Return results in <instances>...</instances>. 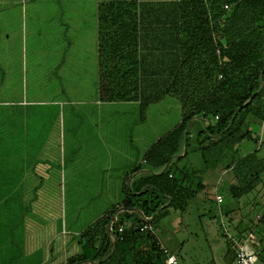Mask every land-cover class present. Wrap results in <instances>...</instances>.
<instances>
[{"label": "rangeland", "instance_id": "1", "mask_svg": "<svg viewBox=\"0 0 264 264\" xmlns=\"http://www.w3.org/2000/svg\"><path fill=\"white\" fill-rule=\"evenodd\" d=\"M48 2L25 4L26 18L22 14L17 20L19 13L14 16L20 27L13 20L10 28L17 34L12 37H1L6 33L0 27V51L1 47L6 51L0 60L8 63L0 84V105L10 103L8 110L15 111L13 122L24 150V156L18 158V173L0 177V264H62L81 254L87 231L119 208L133 170L140 167L142 171L136 173L149 168L157 172L168 166L183 185L197 192L184 210L169 208L167 216L154 224V233L170 244L182 264H232L240 237L250 238L254 250L264 258V224L260 221L264 172L247 195L232 198L228 193L248 173L245 156L254 153L264 160V119L252 123L249 138L233 149H223L215 166L202 158L196 144L202 125L194 120L187 141L181 143L183 158L172 157L169 165L155 169L144 162L146 153L181 122L179 102L166 93L167 76L146 75L140 81L139 103H105L101 111L99 103L85 102L90 101L89 95L84 97L87 89L82 86L86 84L65 81L62 74L51 76L46 68L54 62L44 60L37 47L45 44L37 33L46 27L37 25L29 14L48 8L57 16L59 3ZM144 10L153 11L142 8L141 13ZM161 12H144L143 27L153 32L167 28L168 23L160 22ZM165 32L167 39L173 35L172 29H161L159 35ZM61 41L56 37L52 48L62 50ZM155 45L156 51L151 52L156 58L151 60L160 64L155 69L175 67L174 43L156 41ZM0 67L3 69L1 62ZM10 168L12 172L15 167ZM214 192L222 196V203L213 200Z\"/></svg>", "mask_w": 264, "mask_h": 264}, {"label": "trees", "instance_id": "2", "mask_svg": "<svg viewBox=\"0 0 264 264\" xmlns=\"http://www.w3.org/2000/svg\"><path fill=\"white\" fill-rule=\"evenodd\" d=\"M143 3H160L151 9L162 11L164 18L160 22H168V27L177 30L182 47L179 64L171 69L166 89L180 104L181 122L149 149L144 162L159 169L169 165L172 157L183 158L178 157L181 143L187 141L190 123L197 120L202 128L196 144L204 162L215 166L223 149H233L249 138L252 123L264 119V0H132L99 4V73L105 102L138 99L137 48ZM243 159L248 161V173L230 186L232 198L253 191L264 172V162L254 153ZM168 167L157 172L149 168L129 189L124 188L119 207L123 214L112 225L114 240L108 226L117 210L87 231L81 254L62 264H166L154 224L167 216L169 208L184 210L187 201L197 194ZM236 167L235 164L231 170ZM138 171H142L140 167L132 173ZM143 218L152 220L145 222ZM260 221L264 224V215ZM145 224L152 230H142ZM120 226L123 230L117 233ZM244 241L240 237L238 243ZM258 255V264L259 260L264 264L263 254Z\"/></svg>", "mask_w": 264, "mask_h": 264}, {"label": "crops", "instance_id": "3", "mask_svg": "<svg viewBox=\"0 0 264 264\" xmlns=\"http://www.w3.org/2000/svg\"><path fill=\"white\" fill-rule=\"evenodd\" d=\"M29 1L39 6V4H41L42 2L49 3L48 1L50 0H0V27L3 28V31H5L4 33H6L4 34V36L2 33L1 37L9 38L12 37L13 34H17L14 33L15 31H12L10 27L14 25V21H13L15 20L14 16H17L18 13H19V17L17 16L18 17L17 20H21L22 14H24L26 18V8H24V6L25 4L27 5ZM52 1L53 0H51V2ZM55 1L59 3L60 6V10L57 16H54L53 15L54 12L48 8H45L44 11L39 9L38 10L39 12L35 11L34 13L32 12L33 10H31V14H29V16H31V18L35 20L34 22L37 25L42 23V25L46 27V28H42V32L40 33H37L38 26L34 28L35 32L39 37H44L42 42H45V44L42 45V48L40 46H37L39 43H37L36 45L40 50L43 51V59L44 60L45 58L51 59L52 62H54L52 67L46 68V71L48 73L50 72L51 76H54L56 75L54 73H57L55 78H58V76H61L62 74V76H64V80L70 83L82 82L83 85L86 84L85 86H82V88L87 89L86 90L87 92H85L84 94V97H88L89 95L90 101L85 100V102L87 103L89 102H91V104L99 103L100 107L103 106V104L105 103H115V102H105L103 100V96L100 88L101 80L99 73V41H98L99 24L97 18V8L98 5L103 2L132 1V0H54V2ZM153 5H155L156 7L159 6L160 3H149L147 5L143 3L141 4V7L143 6V8H148V10H150V7H152ZM144 12L145 15L155 13V11L149 13L148 11L145 10ZM143 13H141L140 15L141 22L139 26V43L137 48L138 68H139L138 99L136 101H133L132 103L140 102L139 101L140 81L145 80L144 77L146 75L153 77L155 74L162 73V75L167 76L166 80L169 81V76L172 68L167 67L161 70L155 69L156 65H160V64L158 62L154 63L151 60L156 58V56L151 52L152 50L156 51L158 47L155 45L156 41L158 43L162 41L167 43H172V42L174 43L173 49L176 52V56H175V60H177V63H175L176 66H178L179 64V59H180L179 57L182 53L181 41L178 39L179 35L177 33V30L167 26V28L162 27L159 28L158 30H154L155 32H153V30H149L148 28H145L143 27V17H142ZM163 18L164 17H162V19ZM15 22L16 25L20 27V21L15 20ZM161 29H167V30L172 29L173 35L171 34V36L168 37L167 39L166 36L167 32H165V34L162 33L161 35H159ZM56 37H61L62 39L61 41L62 45L60 48H63L62 49L63 52H61L62 50L58 51V49L52 48V43H55ZM34 41L36 42V40ZM36 46L34 44L32 47V58H33L32 60L38 59L36 57L37 52L34 51V49H36ZM4 53H6V51L1 47L0 55H3ZM57 55L63 56V58L58 60L56 57ZM22 56L23 55H21V57ZM0 62L2 63L3 66V69L0 67V76H1L0 84H1L4 79L3 77L4 74L8 72V70L6 69L8 63L6 60L5 61L0 60ZM162 66L166 67L164 64H162ZM2 70H3V74L1 72ZM89 91L92 93L91 95L88 94ZM94 97H97L96 101H93ZM127 103H131V102H127ZM3 104L4 105H0L2 107L0 108V177L1 178L5 173H18L17 170V163H19L18 158L20 156H24V152H23L24 150L21 149L22 142L20 137L18 138V126H16L17 123L13 122V118L15 117L16 113L13 109L8 110L9 106L7 104L10 103L3 102ZM4 108L7 111L4 110ZM100 109L101 111H103L102 107ZM179 152L180 153L178 157H181L182 156L181 148L179 149ZM262 161L264 162L263 159ZM7 162L11 163L9 167H7L6 164ZM10 167H15L12 170V172H10L12 169ZM145 174L147 173H137V174L132 173L129 178L130 185L134 180H136L139 177H142ZM214 194L215 196L220 195L217 192H214ZM213 200L215 201V198ZM116 210L117 212L114 214L113 217H115L116 222H118L122 217L123 211L120 208H117ZM106 215L107 214H105L104 216ZM156 237L162 246H164L165 248L169 249L172 253H174L168 242H165V240L163 241L160 240L157 235ZM177 259L179 263L182 264L181 260H179L178 257ZM233 261H234V251H233Z\"/></svg>", "mask_w": 264, "mask_h": 264}, {"label": "built area", "instance_id": "4", "mask_svg": "<svg viewBox=\"0 0 264 264\" xmlns=\"http://www.w3.org/2000/svg\"><path fill=\"white\" fill-rule=\"evenodd\" d=\"M227 8V7H226ZM215 201L220 204L222 203V196L216 195ZM143 221L148 222V218H143ZM117 222L115 217H113L108 226V231L110 233V238L114 240L112 225H116ZM123 230L122 226L118 227L117 233H121ZM142 230H152L151 226L145 224ZM160 249L165 257L166 264H180L176 255L172 253L169 249L162 246L159 242ZM254 248L252 247L250 238L246 239L243 243H235L234 245V261L233 264H258V255Z\"/></svg>", "mask_w": 264, "mask_h": 264}, {"label": "water", "instance_id": "5", "mask_svg": "<svg viewBox=\"0 0 264 264\" xmlns=\"http://www.w3.org/2000/svg\"><path fill=\"white\" fill-rule=\"evenodd\" d=\"M151 220H152V218L149 219V221H151ZM113 249H114V248H113Z\"/></svg>", "mask_w": 264, "mask_h": 264}]
</instances>
